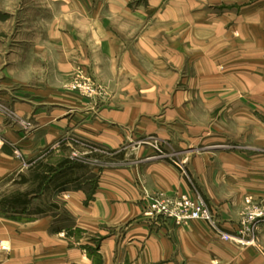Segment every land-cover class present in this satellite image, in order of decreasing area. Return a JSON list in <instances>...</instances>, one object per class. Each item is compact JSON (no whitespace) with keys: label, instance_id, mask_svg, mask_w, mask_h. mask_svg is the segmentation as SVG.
Listing matches in <instances>:
<instances>
[{"label":"crops","instance_id":"obj_1","mask_svg":"<svg viewBox=\"0 0 264 264\" xmlns=\"http://www.w3.org/2000/svg\"><path fill=\"white\" fill-rule=\"evenodd\" d=\"M32 8L15 37H0V182L17 176L28 206L63 183L54 202L66 220L0 213L9 245L0 264H264V218L253 219L264 212V0H37ZM79 81L100 93L84 94ZM147 135L179 154L222 230L253 243L225 240L203 220L144 217L145 190L193 194L169 160L75 164L63 178L64 168L41 160L51 147L53 160L67 157L73 137L117 149Z\"/></svg>","mask_w":264,"mask_h":264},{"label":"rangeland","instance_id":"obj_2","mask_svg":"<svg viewBox=\"0 0 264 264\" xmlns=\"http://www.w3.org/2000/svg\"><path fill=\"white\" fill-rule=\"evenodd\" d=\"M36 1L37 0H0V37H5V38L15 37L16 28L19 25V21L23 17L22 15L24 11L25 10L32 11L33 9L32 7ZM93 1H96V0H93ZM73 86L82 89L83 90L82 92L89 96H96L100 93L99 89H97L93 84L91 85L90 82H83V81L74 82ZM0 130H1V134H0L1 136L2 135L1 126H0ZM64 142H67V144L70 146V147H67L65 150H63L65 151L63 152V154L64 153L67 154L66 155L67 157L65 158L64 156L55 157V159L53 160V158L51 157L52 156L51 154L55 151V148L51 147V148L46 149L43 152V158L41 159L42 161H44L43 164H45L46 166H49L48 165L49 162H53L59 165L60 162H62L65 159H68L70 160V163L67 165L68 167L70 166L69 168L75 167L74 164H79V165L81 164L82 168L92 167L98 170V169L108 168V167H113V166H118V165H127L131 163L134 164V163H138L139 161L149 160L152 157H156V159L169 160L172 163H174L176 166H178L179 168L181 165L179 163H182V161H179V158H178L179 154H177V152H172L174 149L169 148L165 143H163L160 140V138H158L157 135H147V136L140 137L135 141H132V142L129 141L125 143L124 145L120 146L117 149H111L105 146L97 145L92 142L80 140L77 137L67 139V141H64ZM141 147H151L155 151V154L153 156H150V155L142 156V157L136 156L137 150H139ZM184 168L187 170L185 165H184ZM180 170L182 172L181 168ZM182 175H183V178H185L189 182L191 189L193 191L192 195L179 194V195H174V196H165L160 193H153V192H150L149 190H145L144 191L145 203L146 202L148 203L145 197L147 193L151 196L159 197V198H176L181 195L193 197V195L195 194L194 187L190 183V181L184 176L183 173ZM189 175L191 176L194 184L196 185L192 175L191 174ZM65 176L66 175H64V177ZM58 181L60 180L58 179ZM53 185L54 187L50 188L49 190L50 192H47L45 195L42 194L40 198L38 197L39 199L35 201V203L31 202V204L27 206L29 209L27 211L29 213H49L51 212L54 214H61L60 217H62L61 219H63L62 221H64L66 220L65 210H64L65 208L61 204L59 199H57V202L59 203L58 204L55 203L56 199H55L54 194L60 191H64L65 189L63 188L65 187H62L64 186L63 183H60V185L58 184H53ZM72 185L76 187L77 184L73 182ZM18 187H19L18 180H17V176L15 175L8 178L7 180L0 182V213L1 214L5 216H9V217H16L15 213L20 211L18 207L16 209V206L20 207V205H18L16 202L18 198V195H17V192L19 190ZM23 187L25 188L24 191H27L29 188V187H26L25 185L23 186L22 184L20 188H23ZM67 187H70V186L68 185ZM198 190L200 191L199 188ZM54 199H55V202H54ZM1 242L2 241H0V243Z\"/></svg>","mask_w":264,"mask_h":264},{"label":"built area","instance_id":"obj_3","mask_svg":"<svg viewBox=\"0 0 264 264\" xmlns=\"http://www.w3.org/2000/svg\"><path fill=\"white\" fill-rule=\"evenodd\" d=\"M1 134V130H0ZM19 155V151H16ZM178 163V162H177ZM184 176L193 185L195 194L193 197L181 195L176 198H159L146 194V202L143 215L150 221L158 222L160 220H172L176 225H183L193 220H203L207 222L221 237L225 240H235L239 244H249L254 241H246L241 237H234L222 230L216 212L208 204L204 196L194 184L191 176L184 168V163H179ZM264 218V212H255L253 219ZM0 250L7 251L9 247L4 242L0 243Z\"/></svg>","mask_w":264,"mask_h":264},{"label":"trees","instance_id":"obj_4","mask_svg":"<svg viewBox=\"0 0 264 264\" xmlns=\"http://www.w3.org/2000/svg\"><path fill=\"white\" fill-rule=\"evenodd\" d=\"M70 163V160H68V159H65V160H63L62 162H60L59 163V167H61V168H64L63 170H61L60 172H59V174H58V178H63L64 177V175H66L67 174V172H65L66 170H68V168L69 167H67V165ZM75 165V164H74ZM73 165V166H74ZM67 167V168H66ZM50 171L52 170V167H50V168H48ZM70 169V168H69ZM46 179H48V176H45L42 180L44 181V180H46ZM63 189H67V188H63ZM16 202H17V204L18 205H20V207L19 206H16V209H17V207L19 208V209H21L19 212H21V213H24V212H26L27 211V209H28V203H27V201L26 200H24V201H21L20 200V198H17V200H16ZM14 207H15V205H14Z\"/></svg>","mask_w":264,"mask_h":264},{"label":"bare ground","instance_id":"obj_5","mask_svg":"<svg viewBox=\"0 0 264 264\" xmlns=\"http://www.w3.org/2000/svg\"><path fill=\"white\" fill-rule=\"evenodd\" d=\"M8 247H9V245H8Z\"/></svg>","mask_w":264,"mask_h":264}]
</instances>
